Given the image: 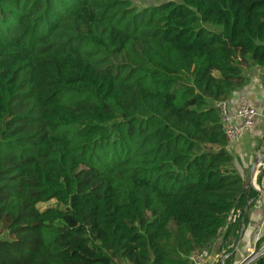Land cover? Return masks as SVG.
Returning <instances> with one entry per match:
<instances>
[{"label":"trees","instance_id":"16d2710c","mask_svg":"<svg viewBox=\"0 0 264 264\" xmlns=\"http://www.w3.org/2000/svg\"><path fill=\"white\" fill-rule=\"evenodd\" d=\"M153 1L0 0V264L236 246L259 193L221 107L264 69V0Z\"/></svg>","mask_w":264,"mask_h":264},{"label":"crops","instance_id":"0c3cea01","mask_svg":"<svg viewBox=\"0 0 264 264\" xmlns=\"http://www.w3.org/2000/svg\"><path fill=\"white\" fill-rule=\"evenodd\" d=\"M245 74L248 78L246 84L227 101L228 113L235 124L241 125V120L235 116L236 111L239 103L245 97H250L262 116L254 131H244L239 141L229 142V148L234 155L236 167L242 174L246 185L258 191L259 194L255 201L251 199L247 202V204H251L254 201V205L250 209L248 207L246 210L245 207V213L248 212V214L247 217L245 216L246 219L242 220L244 224L240 230V235L242 234L241 242L238 244L239 236L236 246L230 250L235 239L230 236L226 241L224 237L226 228H224L220 237L214 240L212 245L192 258L191 264H214L219 254L216 252L219 251L220 246L223 247L221 254L228 250L230 252H227V255L234 254L232 264H249L251 258L247 261L245 259L250 256L252 248H257L258 241L264 238V227L261 228L264 213V175L262 176L264 165L256 164V161L264 155V69L255 66L250 71L247 70ZM259 176H261L260 179ZM239 216L240 212L238 211L230 217L235 220ZM247 242H252L253 247L250 248ZM263 242L264 239H261L259 251L264 250Z\"/></svg>","mask_w":264,"mask_h":264},{"label":"built area","instance_id":"2783aa9c","mask_svg":"<svg viewBox=\"0 0 264 264\" xmlns=\"http://www.w3.org/2000/svg\"><path fill=\"white\" fill-rule=\"evenodd\" d=\"M221 109H222L223 120L225 123L226 134L229 139V142L239 141L244 131H251V132L254 131L262 116L258 107H256V105L254 104L253 100L250 97H245L239 103V106L236 111L235 116L241 120V125H237L233 122V118L228 113L227 101L222 104ZM258 164L264 165V160L260 161ZM263 227H264V213H263V220L261 222V228ZM258 236L261 237L260 234H258ZM253 253L248 258L245 259L247 261V259L251 258L249 263L252 262L259 254L264 253V250L256 253L255 256Z\"/></svg>","mask_w":264,"mask_h":264},{"label":"rangeland","instance_id":"374dc122","mask_svg":"<svg viewBox=\"0 0 264 264\" xmlns=\"http://www.w3.org/2000/svg\"><path fill=\"white\" fill-rule=\"evenodd\" d=\"M133 3L135 4V6H136V8H138V9H142V8H145V7H148V6H151V5H153V4H156V2L155 1H153V0H133ZM250 71V70H249ZM245 72H247V70L245 71ZM261 239H264V238H261ZM248 244H249V247L250 248H252L253 246H252V242H247ZM261 243V241L259 242V244L257 245V248L256 249H254V248H252V250L250 251V254L249 255H251L253 252V254H254V256H255V254L256 253H258V252H260L259 250V248H260V244ZM264 243V242H263ZM233 246H235V244H233ZM222 247V246H221ZM223 252V248H222V251H218V252H216V253H219V254H221ZM218 254V257H217V260L215 261V264L217 263V262H219V260H220V258H221V256H222V254L221 255H219ZM225 259V257L223 258V260ZM214 261V260H213ZM117 264H129V263H127L125 260L123 261V260H118L117 261Z\"/></svg>","mask_w":264,"mask_h":264},{"label":"water","instance_id":"95a60500","mask_svg":"<svg viewBox=\"0 0 264 264\" xmlns=\"http://www.w3.org/2000/svg\"><path fill=\"white\" fill-rule=\"evenodd\" d=\"M262 160H264V157L258 159V160L256 161V164H258V163H259L260 161H262ZM249 205H250V203L247 204V206H246V210L248 209ZM241 240H242V234L240 235V238H239V242H238V244L241 242Z\"/></svg>","mask_w":264,"mask_h":264}]
</instances>
